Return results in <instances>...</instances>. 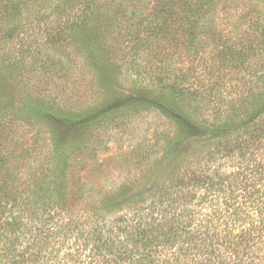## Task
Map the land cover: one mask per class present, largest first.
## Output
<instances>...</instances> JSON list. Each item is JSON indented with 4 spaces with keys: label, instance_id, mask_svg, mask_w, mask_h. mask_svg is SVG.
<instances>
[{
    "label": "trees",
    "instance_id": "16d2710c",
    "mask_svg": "<svg viewBox=\"0 0 264 264\" xmlns=\"http://www.w3.org/2000/svg\"><path fill=\"white\" fill-rule=\"evenodd\" d=\"M5 1L0 8V37L7 40L22 29L26 18L42 16L51 4L55 15L82 4V0ZM125 1L131 6L130 69L138 78L150 76L160 92L178 97L179 104L187 101L195 106L201 99V83L214 71L239 72L254 65L264 71V0H154L149 16L143 12L146 0ZM86 6L77 8L82 14L72 25L47 29L52 46L70 43L71 33L89 28L93 1ZM242 6L244 14L231 19V31H242L240 38L206 43L220 38L207 37L214 31L218 12ZM244 20L248 32L241 28ZM175 26L179 52L184 47L193 65L170 82L168 46L155 54L166 68L163 64L148 71L154 62L148 57L152 41H174ZM142 31L152 35L145 39ZM7 67L17 72L19 62L11 61ZM157 103L163 114L183 124L176 107ZM254 105L249 116L225 120L191 143L192 155L179 151L148 186L114 189L105 184L106 177L95 183V175L86 172L70 177L62 172L53 180L46 173L31 177L32 184L23 183L25 174L12 166L24 162L35 167L38 161L31 163L32 146L9 150L6 130L12 127L13 104L0 107V264H264V100ZM129 106H102L106 108L96 118L105 120L112 111ZM184 126L193 130V125ZM80 155L83 161L84 154Z\"/></svg>",
    "mask_w": 264,
    "mask_h": 264
},
{
    "label": "rangeland",
    "instance_id": "374dc122",
    "mask_svg": "<svg viewBox=\"0 0 264 264\" xmlns=\"http://www.w3.org/2000/svg\"><path fill=\"white\" fill-rule=\"evenodd\" d=\"M89 1H93L89 28L71 33L70 43L52 46L47 29L77 22L82 14L77 8L85 9ZM153 1L144 3L146 16ZM5 3L0 0V8ZM76 5L75 12L67 7L66 12L55 15L51 4L42 16L33 14L26 18L27 22L14 32L13 38L0 37V60H5L0 66V107L13 104L12 127L6 130L9 150L32 146L31 163L38 161L35 167L24 162L12 166L15 172L25 174L23 183L32 184L31 177L46 173L53 180L54 175L62 172L69 177L86 172L95 175L93 182L106 177L105 184L112 189L123 185L148 186L179 151L184 156L192 155L194 149L189 145L200 136L222 126L225 120L239 121L249 116L255 109L253 104L258 106L263 102L264 71L254 65L240 73L231 68L214 71L209 75L211 79L204 69L208 79L201 83L200 101L195 106L187 101L179 104L178 97L169 96L167 91L160 92L150 76L138 78L130 69L132 49L127 28L131 6L128 2L82 0V4ZM244 11L242 6L238 11L218 12L214 31L210 36L207 33V37L216 34L220 38L205 42H217V45L227 37L240 38L242 31L237 34L231 31V19L243 15ZM68 12L72 14L66 15ZM247 26L244 20L242 30L248 32ZM151 35L148 31L141 32L145 39ZM171 37L173 42L152 41L148 57L154 61L151 62L153 69L148 71L159 70L166 62L155 54L168 46L170 82L173 76L193 65L192 59L186 58L184 47L179 52L178 26ZM206 50L208 54L212 44ZM11 61L19 62L17 72L7 69ZM200 68L203 71L204 66ZM158 100L176 107L174 111L183 115L180 119L183 124L163 114ZM115 103L130 106L112 111L105 120H97L96 115L106 108L102 106ZM184 123L193 125V130ZM179 140H183L180 145ZM44 143L48 145L45 148ZM80 153L84 154L83 161L78 159L82 156Z\"/></svg>",
    "mask_w": 264,
    "mask_h": 264
}]
</instances>
